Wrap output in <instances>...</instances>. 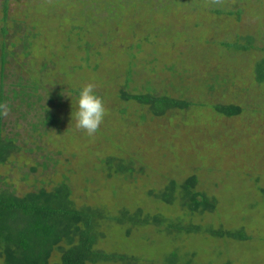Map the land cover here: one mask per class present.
I'll return each instance as SVG.
<instances>
[{
  "label": "rangeland",
  "instance_id": "rangeland-1",
  "mask_svg": "<svg viewBox=\"0 0 264 264\" xmlns=\"http://www.w3.org/2000/svg\"><path fill=\"white\" fill-rule=\"evenodd\" d=\"M5 1L3 135L19 150L0 164L1 187L23 195L66 183L77 208L159 216L104 221L95 247L131 256L123 264H171L173 253V264H264V0H7L3 22ZM18 81L37 86L27 100L13 98ZM86 83L106 108L92 134L74 118ZM123 93L190 104L155 115ZM215 105L241 112L228 117ZM190 176L194 191L216 198L214 210L189 212L178 190L170 203L158 199L171 179ZM169 222L199 231L172 233Z\"/></svg>",
  "mask_w": 264,
  "mask_h": 264
},
{
  "label": "trees",
  "instance_id": "trees-1",
  "mask_svg": "<svg viewBox=\"0 0 264 264\" xmlns=\"http://www.w3.org/2000/svg\"><path fill=\"white\" fill-rule=\"evenodd\" d=\"M6 4L7 0L3 5V22L7 20ZM239 14V12L236 13L237 16ZM7 33L6 27L2 26L1 34L5 36ZM21 37L18 38L22 43L21 47L28 48V44L23 42ZM9 45L13 47L16 46V43L11 42ZM224 45L226 43H223ZM0 46V164H3L8 156L19 150V147L15 146L14 138L3 135V108L4 101L7 99V96L3 94L4 64L7 55L6 42H2ZM258 80L263 81L264 76H260ZM15 85L22 88V90L13 89V98L21 96L22 101L32 96L25 89L32 90L33 94L34 90L37 89V86L34 87L32 82L31 85L25 86L18 81L12 84V86ZM123 98L150 105L155 115H162L172 108L185 109L190 104L164 96L153 97L151 95L123 93ZM27 105L34 106L33 103ZM39 106L41 109L44 108L45 112L41 122L45 126H51L53 114L45 106ZM214 108L218 113L228 117L238 115L241 112V108L236 105H215ZM112 161H114L113 158H111V163L108 164L109 169L112 167ZM115 166L127 173L131 174L133 172L130 166L125 167L120 162ZM194 185H196L195 176H190L180 183L171 179L165 191L158 195V199L170 203L172 202V192L178 190L183 196L184 208L188 209L189 212L214 210L216 198H210L202 192L194 191ZM70 193V188L66 183H61L50 191L40 189L23 195H17L3 189L0 185V264L127 263L132 260L131 256L104 252L95 247L97 241L104 237L102 226L104 221L112 220L120 224L128 223L131 226L149 223L160 224L162 222L157 215L149 217L145 214L142 216L140 209L132 213L127 210H120L117 216H111L109 211H103L99 207L82 206L77 208L70 199ZM166 228L172 233L199 231V226L183 227L171 222L167 223ZM208 231L207 233L213 237H229L239 240L246 238L243 233L238 232L216 231L211 228ZM54 250H58L59 255L57 260L52 262L51 258ZM172 258L171 264L177 259V253H173Z\"/></svg>",
  "mask_w": 264,
  "mask_h": 264
},
{
  "label": "clouds",
  "instance_id": "clouds-1",
  "mask_svg": "<svg viewBox=\"0 0 264 264\" xmlns=\"http://www.w3.org/2000/svg\"><path fill=\"white\" fill-rule=\"evenodd\" d=\"M93 83L84 84L77 92L75 123L78 128L94 133L106 113L102 98L94 91Z\"/></svg>",
  "mask_w": 264,
  "mask_h": 264
}]
</instances>
